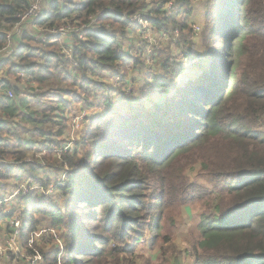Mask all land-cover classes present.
I'll return each mask as SVG.
<instances>
[{
    "label": "trees",
    "instance_id": "1",
    "mask_svg": "<svg viewBox=\"0 0 264 264\" xmlns=\"http://www.w3.org/2000/svg\"><path fill=\"white\" fill-rule=\"evenodd\" d=\"M218 1L210 0L213 5ZM15 2L0 0V49L7 44L6 33L19 21ZM226 2L237 7V16L216 14L222 34L211 33L220 42L214 39L210 46L206 41L212 23H204L202 58L192 51L193 30L188 28L195 9L191 5L182 12L175 6L167 10L169 0H82L61 11L47 9L35 22L42 31L22 36L21 49L13 53L15 59L10 58L14 62H2L0 67L12 65L10 76H27L28 89H33L31 85L48 89L40 94L31 90L34 95L28 96L22 94L21 85L2 80L0 90L6 91L0 96V128L9 130L14 140L0 137V161L9 163L1 169L0 180L21 179L16 172L26 174L42 189L50 185L60 191L66 203L62 212L46 195L33 198L32 194L15 202L12 212H19L21 238L30 236L37 225L35 215L40 214L51 220L52 227H65L73 241L88 244L84 251L75 250L80 264H91L90 259L104 254L112 257L113 264H137L125 258L130 253L117 243L134 239L139 244L147 227L155 235L159 228L149 222L161 203L169 205L168 196L176 193L171 203L178 208L193 202L204 207L191 264H264V0ZM50 7L57 8V2L51 1ZM178 15L184 19L177 21ZM139 21L169 39L170 46L148 54L154 60L147 69L153 65L162 74H147L138 92H127L125 66L139 62L127 56L123 41L128 38L121 39L120 30L139 31ZM56 22L81 29L65 39L43 40L48 31L61 27H55ZM105 24L112 25L111 30ZM176 33L181 39L176 43L179 54L171 47ZM64 48L71 60L62 54ZM187 69L190 72L178 80ZM16 79L20 83L21 77ZM108 80L118 86H109ZM156 90L172 95L155 101L152 92ZM6 92H11L12 99ZM33 101L41 111L26 114L23 109ZM100 106L102 113L85 116L80 138L73 141L71 151L62 153L72 112ZM22 132L32 143L21 140ZM30 153L45 157L47 163H23ZM196 159L200 168L192 181L183 171ZM142 166L159 175L161 186H167L165 198L148 199L144 194L147 178ZM65 169L68 173L59 185L54 178ZM6 185L0 184V193ZM87 210L92 211L96 225L90 237L76 229ZM90 242L99 246L96 253ZM44 260L55 264L45 256ZM66 260L65 264H76ZM171 264H183L180 255Z\"/></svg>",
    "mask_w": 264,
    "mask_h": 264
},
{
    "label": "rangeland",
    "instance_id": "2",
    "mask_svg": "<svg viewBox=\"0 0 264 264\" xmlns=\"http://www.w3.org/2000/svg\"><path fill=\"white\" fill-rule=\"evenodd\" d=\"M191 5L192 7L196 10L198 16L196 17V21L194 18L192 19V24L195 25V29H192L193 32V46H192V51L196 54H199V58H202L204 54V36L205 35V29L202 28L205 22H210L212 23L211 26V33H214L216 30L217 32L222 34V29L219 27L217 29V23H218V18L223 17V15L228 12L230 13L233 17L237 16V7L233 8L232 6L229 7V2L227 3L226 0H219L217 4L213 5L210 0H191ZM167 10H169L170 7H166ZM209 15L210 18L207 19V14ZM213 18V19H211ZM214 18H216L214 20ZM138 26L141 24L142 27L139 29V31L144 35L143 39H126L123 42V45L128 49L127 56H130L133 60H136L139 62L136 66L132 67V65H126L125 66V73L127 74L126 76V90L127 92H130L131 90L134 91V86L139 84L140 82H143V77H145L147 74L153 72L157 76L161 75V71H156L153 70L155 68L153 65L152 67H149L147 69L146 65H150V61H153L152 56H148L149 53L152 52L153 49L158 51L159 53L168 48L170 46V41L169 39H165L162 34H156L152 30L149 31L148 26L145 27L144 23L138 22ZM61 22H56L54 24L55 27L61 26ZM74 25L73 27H75ZM237 28V27H235ZM81 29V28H80ZM78 29V30H80ZM145 29L146 31H143ZM199 29H203L204 32L201 34ZM137 32V31H135ZM133 32V33H135ZM222 38V36H219ZM174 42L172 43V49L175 50L179 54V51H177V46L176 43L180 42L181 39L179 38L178 34L176 33L175 36L173 37ZM214 39L219 40L218 38H214L213 35L210 36V39L208 38L206 41V44L210 46L213 44ZM233 38H231L232 40ZM230 40V41H231ZM149 41H154L153 43H150ZM220 42V40H219ZM168 46V47H167ZM220 46V45H218ZM135 53H138L135 54ZM180 55H178L179 57ZM176 57V59L178 58ZM5 57L0 58V63L2 62H7L9 59ZM231 58L227 61V72L231 73L230 71V65H231ZM14 61H11L13 63ZM181 65H187L188 61H179ZM193 63V62H192ZM12 68V65L6 64L5 66L0 67V78L6 77L12 81H15L18 87H20L21 83L18 82L16 78L20 77L17 73L15 77L10 76L9 74L7 76L4 75V72L7 70V72ZM152 68V70H151ZM134 71H141L140 73V79L138 81H135L137 79H133V76L131 75ZM190 72V69H187V71L181 75V77L178 80H181L187 73ZM123 75V73L121 72ZM139 76V75H138ZM14 78V79H13ZM134 78H138L137 75ZM109 86H118L115 80H108ZM24 83V82H23ZM25 84V83H24ZM22 87V86H21ZM29 88V87H28ZM31 88L33 90L35 89H42L40 91H37V93H44L48 88H43V87H38L36 85H31ZM23 92L22 94H26L28 96H33L34 94L28 91L27 89L22 87ZM169 92V91H168ZM4 92H0V96H3ZM7 94V92H6ZM163 94V95H161ZM167 92H164L163 90L155 91L152 92V98L156 97L157 99L161 100L164 98H168L169 95H167ZM20 98V97H19ZM18 100V99H16ZM24 100L28 101V99L24 98ZM37 102V100L35 101ZM80 106V105H79ZM77 106V107H79ZM33 109V111L30 112H40L41 109L37 103H33L29 105ZM76 108V107H74ZM81 108H84V106L81 105ZM80 108V109H81ZM74 110L72 113L74 115H69V121L71 123V126L68 129V134H66L63 138L65 139L64 142V147L65 148L70 142H76L80 138V133L83 130L84 123L81 121L79 128L76 129L75 127L73 128V117L76 115L83 114L85 116H94L97 117V115L101 114L103 111V107H97L94 108L93 110H88L87 112L81 111V110ZM26 110V114H27ZM24 127H30V125L24 124ZM23 135L21 136V140H25L26 143L28 144L29 142L32 143V140L30 139L29 135L26 134V132H22ZM16 135H19V133H16ZM23 138V139H22ZM14 144V142H12ZM31 147V145H29ZM73 148V147H72ZM72 150V149H69ZM68 154H71V152H68ZM67 154V155H68ZM194 164L191 167H187L183 172L186 177L191 178L192 181L196 178V175L198 174L200 166H198V163H200L199 159H196ZM7 162V161H5ZM28 163V165L33 164H41L45 165L47 163V160H45V157H41L40 155H35L30 153L27 157H25L23 163ZM143 171H145L146 178L145 184H146V190L144 191V194L149 198H165L167 186L163 185L161 186L159 184V178L158 176L156 177V173L154 171H148L147 166H142ZM46 172L50 173L47 170ZM55 171L51 172L54 173ZM19 176H21L20 172ZM50 173V174H51ZM170 172L169 174H171ZM62 174V175H61ZM66 173H61V171L58 173L57 177L54 178L56 183H63L64 179L62 177L65 176ZM24 176V175H23ZM29 179V178H28ZM26 178L21 179L16 182L14 188L11 187V184L8 185L4 188H2V193H7V195H3L0 200H8L9 197L12 198V195L14 191L18 188L21 187H28V184L34 185L35 187L39 186V184H36V182H32L31 180H28ZM174 180V179H173ZM34 181V180H33ZM44 182L45 180L41 181V183ZM43 183V184H44ZM37 185V186H36ZM49 191L46 196L50 198L54 202V204L59 208L62 209V212H64V207L66 203V199L62 196L61 192L58 191L56 192L54 188L50 185L45 187ZM45 190V189H44ZM54 192V193H53ZM168 192V191H166ZM53 193V197H51ZM32 195V194H31ZM23 196V197H19ZM30 196L29 193L27 194H22L20 192L17 195V198L23 199L24 197ZM33 196V195H32ZM178 194L172 193L169 198V205L165 206V202H162L161 205L159 206V211L155 213V218L153 221L149 222V224L154 225V227L159 228L156 232L155 235H152L149 227H147L144 232H143V238L141 239L140 243L135 245L134 239H129L126 244H119L117 243V246L119 248H122L126 252H129L130 254H125L126 259L128 260H133L137 262V264H171L172 260L176 258L177 254L180 255V258L183 261V264H191L192 260V249L196 247L197 243V236H198V231H197V225H198V219L201 214V211H204V207L201 206L200 203L193 202L192 204H185L184 206H181L178 208L176 206V203H171V201L177 197ZM33 198H36V196ZM41 198V197H39ZM16 200V199H15ZM155 201H148L150 204H154ZM12 215L9 217L12 221L8 223V226H5L4 228L11 229L14 231L15 234H17L18 239H19V248L20 249H26L25 252H16L12 253L9 251V260L10 261H15L16 264H47L50 262L49 260H44L49 258L51 261H53L55 264H65L66 259L68 260H74L76 264H80L82 262V259L80 257L76 256L75 250L78 251H84L88 244H81L83 243L80 241H73L71 234L66 235V229L63 226H60L59 228L57 227H52L51 226V220L48 218H44L40 214H36L35 221L37 222V225H35V229L32 230L30 236L26 237H20V227H21V218L19 215V212L16 211H11ZM92 211L87 210L83 214V220L78 221L76 225V229L78 231H81L84 233L86 236H94L95 231H96V225L92 223ZM11 215V214H10ZM15 217V219H13ZM10 221V220H9ZM147 224V225H149ZM6 225V224H5ZM12 233V234H14ZM82 233V234H83ZM2 233L0 232V238H2ZM151 240L155 241V245H151ZM93 247V251L95 253L100 249L98 245H93L92 242L89 243ZM108 249H112V246L109 247ZM44 255V256H43ZM2 256V253L0 254ZM91 260V264H113V259L112 257H109V255L105 254L103 256L99 257H94ZM119 260V259H118ZM115 264V263H114ZM118 264H122V261H119Z\"/></svg>",
    "mask_w": 264,
    "mask_h": 264
},
{
    "label": "clouds",
    "instance_id": "3",
    "mask_svg": "<svg viewBox=\"0 0 264 264\" xmlns=\"http://www.w3.org/2000/svg\"><path fill=\"white\" fill-rule=\"evenodd\" d=\"M81 2L82 0H71V2H69V0H57L58 7L55 9H52L50 7L51 0H16V2L13 4V7L15 9L14 14L20 17V21L16 25V28L13 29V31L16 33L17 38H20L21 34L25 30L30 35H33V36L38 35L41 31V26L34 23V21L36 20V17L38 16L41 10L47 8L49 9V11H61L65 7V5H67L68 7H72L74 4H79ZM172 6L179 8L182 12L183 8H188L191 6V0H169V3L166 5V7H172ZM183 19H184V16L182 15L177 16V21H180ZM104 27L111 30L112 25L105 24ZM145 27H147V25H145ZM188 28L195 29V25L189 22ZM120 31L124 33V35L120 37L121 39H124V38L143 39L144 38V35L140 31L133 33L130 27L128 29H121ZM197 31H199L201 34H203L204 32L203 29H199ZM210 36H211V29L209 28L207 38L210 39ZM87 39H88L87 36H80V40H87ZM149 42L153 43L154 41H149ZM14 47H15V41L11 42L9 46H6L5 48L0 49V58L4 56H9V57L12 56V49ZM135 54L138 55V53H135ZM173 55H176V54L173 53ZM12 59H15V57H12ZM40 63L42 64L43 61L41 60ZM4 75L5 76L8 75L7 71L4 72ZM18 75L21 77V80H20L21 86L29 91L33 90V89H28V86L23 83L24 80L28 79V77L25 76L23 73H19ZM35 90L40 91L42 89H35ZM3 91H6V90H3ZM8 94L11 95L10 92ZM23 110L33 111L31 107H27V106ZM21 123H24V122L21 121ZM11 127L13 131L19 132V130L16 129L15 126H11ZM20 134L23 135V133H20ZM0 137L5 138L6 140H14V137L10 134L9 130L7 129L0 128ZM3 183L11 184V183H15V181L0 180V184H3ZM0 194L7 195V193H0ZM10 207H11L10 203L4 204L3 206L5 211H7L8 208ZM13 219H15V217H13ZM9 251H11L12 253H16L18 251L25 252L26 249L19 248V239H18L17 234L14 233L12 235H9L7 232H5L3 237L0 238V253H2V256H0V264H16L15 261L9 260Z\"/></svg>",
    "mask_w": 264,
    "mask_h": 264
},
{
    "label": "built area",
    "instance_id": "4",
    "mask_svg": "<svg viewBox=\"0 0 264 264\" xmlns=\"http://www.w3.org/2000/svg\"><path fill=\"white\" fill-rule=\"evenodd\" d=\"M51 1H56L57 2V0H51ZM46 9L47 8H45V9H43V10H41L40 11V13L38 14V16L36 17V20L34 21V23L39 19V18H41L45 13H46ZM19 21H20V17H19ZM19 21H18V23H19ZM139 22H141V21H139ZM17 23V24H18ZM17 24H15V26L9 31V32H7L6 33V39H7V44H6V46H9L10 45V42H11V40H12V33L14 32L13 31V29H15L16 28V25ZM196 30V29H195ZM41 31H42V29H41ZM40 31V32H41ZM77 32H78V30H77V28L76 27H73L72 25H65V26H61V27H59V28H57V29H54V30H52V31H48L47 33H49V35H47L45 38H43V40H46V39H48V38H53V39H55V40H57V39H65V38H67V37H70L71 35H75V34H77ZM79 38H80V36H79ZM5 46V47H6ZM4 47V48H5ZM61 47H63V46H61ZM3 49V48H2ZM66 53H67V55H66ZM62 54L65 56V59H68V60H71V56H70V53L68 52V51H66L65 50V48L63 49V51H62ZM1 83H2V79H0V86H1ZM9 92H7V94H6V96L8 97V98H11L12 99V94L11 95H9L8 94ZM11 93V92H10ZM74 119H73V128L75 127L76 129H78L79 128V125H80V122L82 121L83 122V119L85 118V115H83V114H78V115H76V116H74L73 117ZM72 143L73 142H70L65 148H63L62 150H61V152L62 153H65V152H67V151H71V150H69V149H72ZM64 147V146H63ZM60 151L58 152V154L60 155V153H61ZM9 165V163L8 162H5V161H0V170L2 169V168H4V167H7ZM62 173H68V170L67 169H65L64 170V172H62ZM66 174H65V176L64 177H62V179H64L65 177H66ZM62 175V174H61ZM57 184H61V183H57ZM37 186V185H36ZM48 189H46V190H44V189H42L40 186H37V187H35L34 185H31V184H28V187H21V188H18V189H16L15 191H14V193H13V195H12V198L11 197H9L8 198V200H0V215H2V214H9L10 213V211H12V206H14L13 204H15V202H19V197H23V196H19L18 198H17V195L20 193V192H22V194H27V193H29V195H31V194H33L34 196H36V197H41V196H44V195H46L49 191H47ZM34 191H36V193H34ZM16 199V200H15ZM8 203H10L11 204V207L10 208H8V210L7 211H5L4 210V208H3V206H4V204H8ZM1 212H2V214H1ZM4 216V215H3ZM12 220H10L9 221V223L11 222ZM11 252V251H10ZM1 254V253H0Z\"/></svg>",
    "mask_w": 264,
    "mask_h": 264
},
{
    "label": "crops",
    "instance_id": "5",
    "mask_svg": "<svg viewBox=\"0 0 264 264\" xmlns=\"http://www.w3.org/2000/svg\"><path fill=\"white\" fill-rule=\"evenodd\" d=\"M46 12H47V9H46ZM198 16V14H197V12H196V10H195V14H194V16H192V19L194 18V20L196 21V17ZM27 35V36H30V34L25 30L22 34H21V37L20 38H17V36H16V33L15 32H13L12 33V40H11V42H13V41H15V47L12 49V56H4V59H2V60H5V57H7L8 59H9V61L10 60H12V59H10V58H12L13 57V55L15 54V53H17L18 51H19V49H21V44H20V41H21V38H22V36L23 35ZM11 42H10V44H11ZM14 53V54H13ZM6 58V59H7ZM7 71V70H6ZM132 76H133V79H137V80H135V81H138L139 79H140V72L139 71H134L132 74H131ZM136 75H137V77L138 78H134V77H136ZM139 75V76H138ZM191 77H193V75L192 76H187V78H191ZM186 78V79H187ZM0 79H2V80H7L8 78H6V77H2V78H0ZM13 85H14V82L12 81V80H10V79H8ZM188 80H185V81H183L182 83H181V85L182 84H184L185 82H187ZM143 82H140L138 85L136 84L135 86H134V90H135V92H138V90H139V88H141V84H142ZM0 92H3L2 90H0ZM161 95H163V94H161ZM167 95H169V96H171L172 95V93L169 91L168 92V94ZM28 99H30L29 97H27ZM153 100H155V101H161V100H159V99H157L156 97H153ZM51 173V172H50ZM24 175V176H23ZM24 178H26V179H28L27 178V175L26 174H21V179H24ZM21 179H15V180H13V181H15V183H11V187L12 188H14V186H15V184H16V182L17 181H19V180H21ZM28 180H31V179H28ZM32 181V180H31ZM8 185V184H7ZM6 185V186H7ZM10 185V184H9ZM4 188H5V186H4ZM11 214V211H10V213L8 214V215H10ZM12 215V214H11ZM9 217H11V216H6V217H4L3 215H0V232L2 233V236L4 235V233L5 232H7L9 235H12V233H14V231H12L11 229H9L8 227H7V229H5L4 227L5 226H8L7 224L9 223V220H11V219H9ZM6 224V225H5Z\"/></svg>",
    "mask_w": 264,
    "mask_h": 264
}]
</instances>
